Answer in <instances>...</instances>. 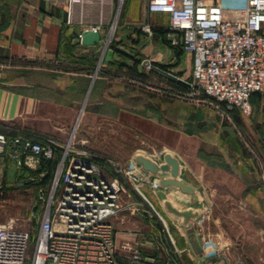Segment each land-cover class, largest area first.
Masks as SVG:
<instances>
[{
  "label": "crops",
  "instance_id": "0c3cea01",
  "mask_svg": "<svg viewBox=\"0 0 264 264\" xmlns=\"http://www.w3.org/2000/svg\"><path fill=\"white\" fill-rule=\"evenodd\" d=\"M147 1L126 0L112 48L104 41L115 0H0V134L8 140L0 149V196L26 189L18 182L30 173L20 171L12 157L24 140L49 138L63 144L78 112L95 115L105 119L111 132L124 127L157 138L165 162L169 156L177 163L182 193L175 191V204L182 213L198 211L207 202L206 217L185 219L182 225L188 227L174 233L180 255L187 249L199 254L201 235L210 236L217 248L225 233L228 238L232 222L240 227L248 221L264 224V94L251 97L248 117L239 111L224 117L212 105L207 107L211 112L171 107L172 99L154 106L149 97L145 101V89L131 90L134 83L143 86L151 78L148 69L163 78L168 77L156 69L180 79L192 72L191 55L168 42L169 15L148 12ZM218 1L227 11L244 4L229 0L232 6L226 7V0ZM147 25L151 35L143 30ZM97 27L101 42L82 46L81 33ZM132 69L135 73L128 75ZM171 169L168 164L169 174ZM218 187L224 192L216 198ZM202 226L206 229L200 231Z\"/></svg>",
  "mask_w": 264,
  "mask_h": 264
},
{
  "label": "built area",
  "instance_id": "2783aa9c",
  "mask_svg": "<svg viewBox=\"0 0 264 264\" xmlns=\"http://www.w3.org/2000/svg\"><path fill=\"white\" fill-rule=\"evenodd\" d=\"M147 10L169 15L165 34L170 46L192 57L193 85L189 86L222 116L239 111L248 117L251 95L264 94V0H244L241 8L233 9L242 11L241 18H228L232 10H225L218 0H148ZM143 30L151 35L153 29L147 25ZM7 143L0 134V149ZM21 145L12 154L20 171H37L41 160L51 159L55 149L61 154L49 190H38L39 199L45 197L47 204L34 241L32 229H18L14 222L0 224V264H120L111 223L123 209L120 166L76 147L72 135L63 144L46 138L43 143L24 140ZM25 185L18 182L19 188ZM126 248L129 264H151L153 259L142 257L137 245L127 243Z\"/></svg>",
  "mask_w": 264,
  "mask_h": 264
},
{
  "label": "rangeland",
  "instance_id": "374dc122",
  "mask_svg": "<svg viewBox=\"0 0 264 264\" xmlns=\"http://www.w3.org/2000/svg\"><path fill=\"white\" fill-rule=\"evenodd\" d=\"M125 3L126 0L113 2L111 19L105 25L107 29L104 44L106 45L111 44L116 26L120 24L124 13ZM225 5L226 7L232 6L229 0H226ZM229 13L227 14L228 18H231V15L236 18L243 16L241 10H232ZM147 72L151 78L143 86L134 83V88L131 90L145 89V101L149 97L151 105L157 106L160 103L162 107L165 106L166 100L169 102L172 99L169 102L171 107L182 105L192 112L196 110L211 112L210 107L212 106L208 99L197 94L195 87L184 85L185 87L182 89L179 86L176 87L170 79L158 77L153 70L148 69ZM126 73L133 75L134 72L129 70ZM185 73L182 80L193 85L190 71ZM79 115H81L80 118H78ZM104 120L95 115H85L83 112L79 114L78 112L70 125L71 129L68 131L67 140L71 135L74 136L76 147L89 149L94 153L97 152L96 155L108 157L121 168L118 179L124 189L122 194L124 208L120 211L122 213L113 220V227L119 232L117 242L115 233V244L120 264H129L130 251L126 248L127 243H130L131 247L137 245L142 257L155 258L156 260L153 259L154 264L155 261L157 264L160 262V264H264V224L258 223V227H256L250 221L246 226L241 227L233 222L232 225L230 224L231 226L228 225L230 234L226 239L225 233L224 242H220L224 248H220V250L218 249L220 245L218 244V247L214 248L210 241L211 237L205 234L204 237L203 235L198 236L201 253H197V255L187 249L184 252L185 255H180V252H177L175 248L174 233L187 228V225L182 224L189 218L206 217L208 214L207 202L198 211L185 210L182 213L181 208L175 204L177 199L175 191L179 194L182 193L181 188L176 185L180 180L178 176L174 177L169 174L168 164L164 160L165 153L156 142L157 138L143 136L138 131L124 127L113 129L111 132L109 125ZM138 158L154 160L157 164L156 171L145 170L138 162ZM223 192L218 187L215 197L219 198ZM38 198L39 194L28 187L22 190L14 189L9 194L0 196V224L14 222L18 229L37 231L39 218L47 204L45 197L41 204H39ZM131 199H134V206L128 205ZM125 201L128 203L125 204ZM36 208H38L37 211ZM233 213L238 214L239 212L233 211ZM32 215L36 217V220L31 219ZM181 216L184 218L183 221L180 219ZM238 216L234 215L236 218H239ZM223 218L226 232V210H224ZM198 229L203 231L206 227L202 226ZM128 234H132L134 238L130 240L125 238ZM164 248L172 251H169L165 256L162 253L165 251ZM32 252L33 243L28 249L29 257ZM189 253L192 256L188 255Z\"/></svg>",
  "mask_w": 264,
  "mask_h": 264
},
{
  "label": "trees",
  "instance_id": "16d2710c",
  "mask_svg": "<svg viewBox=\"0 0 264 264\" xmlns=\"http://www.w3.org/2000/svg\"><path fill=\"white\" fill-rule=\"evenodd\" d=\"M115 44H113V42H111V45L110 47H114ZM140 62L136 63L135 66L137 64H139ZM132 72L133 69H132ZM135 73V72H134ZM177 85H179L180 88H184L185 86L183 84H179L177 83ZM256 95H260V93H253L251 95L252 96H256ZM250 97V99H251ZM33 142H39V143H43L44 142V139H32ZM60 154H61V150L59 149H55L54 151V155L51 159L49 160H41V164H40V167L37 171L35 172H32V171H29L27 169H23L22 171L23 172H26L28 171L30 173V176L34 178V181L33 182H30L28 181V179H25V182H26V188H32L35 190V192L38 193V190L41 188L43 189V191L46 193L48 190H49V185H50V182L52 180V177H53V173L55 171V168L57 166V163L59 161V158H60ZM94 162H97V163H100L101 161L100 160H94ZM43 172L45 175L43 178H39L38 175L39 173ZM39 199V198H38ZM40 200V199H39ZM43 201H39V204H41ZM38 207V206H37ZM38 208H36V211H37ZM33 228V227H32ZM35 235H36V231L35 230H31V236H32V239L35 238ZM154 260H156L155 258H152ZM159 260V259H158ZM160 261V260H159ZM161 263V262H160ZM158 263V264H160ZM155 264H157V262L155 261Z\"/></svg>",
  "mask_w": 264,
  "mask_h": 264
},
{
  "label": "water",
  "instance_id": "95a60500",
  "mask_svg": "<svg viewBox=\"0 0 264 264\" xmlns=\"http://www.w3.org/2000/svg\"><path fill=\"white\" fill-rule=\"evenodd\" d=\"M81 38H80V43L82 46L84 47H91L93 45L99 44L101 42V35L100 32L98 30L95 29H85L82 33H81ZM149 65V64H148ZM157 71H159L160 73H162L163 75H165L166 77L175 80L183 85L189 86L188 83H186L185 81H183L180 78H177L176 76L160 70V69H156ZM166 161L167 163L172 167L171 169V174L176 177L178 175V166L175 160H173L172 158H170L169 156L166 157ZM138 162L140 164H142L143 168L145 170H148L150 172H155L156 171V166L151 163L150 161L143 159V158H138ZM176 185L178 187H182V184L180 183H176ZM185 190H187L186 188H184ZM154 261L151 260L150 263L152 264Z\"/></svg>",
  "mask_w": 264,
  "mask_h": 264
}]
</instances>
